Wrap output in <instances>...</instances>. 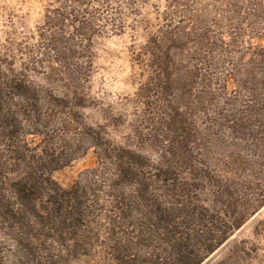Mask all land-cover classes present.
Segmentation results:
<instances>
[{
    "label": "rangeland",
    "instance_id": "obj_1",
    "mask_svg": "<svg viewBox=\"0 0 264 264\" xmlns=\"http://www.w3.org/2000/svg\"><path fill=\"white\" fill-rule=\"evenodd\" d=\"M0 264H264V0H0Z\"/></svg>",
    "mask_w": 264,
    "mask_h": 264
}]
</instances>
